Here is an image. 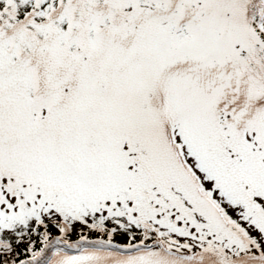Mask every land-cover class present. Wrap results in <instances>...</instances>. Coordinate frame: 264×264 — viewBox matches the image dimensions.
Segmentation results:
<instances>
[{
    "label": "snow or ice",
    "instance_id": "snow-or-ice-1",
    "mask_svg": "<svg viewBox=\"0 0 264 264\" xmlns=\"http://www.w3.org/2000/svg\"><path fill=\"white\" fill-rule=\"evenodd\" d=\"M0 264H264V0H0Z\"/></svg>",
    "mask_w": 264,
    "mask_h": 264
}]
</instances>
